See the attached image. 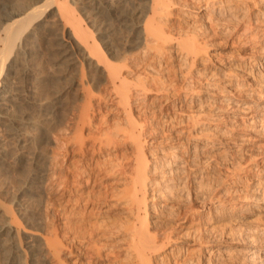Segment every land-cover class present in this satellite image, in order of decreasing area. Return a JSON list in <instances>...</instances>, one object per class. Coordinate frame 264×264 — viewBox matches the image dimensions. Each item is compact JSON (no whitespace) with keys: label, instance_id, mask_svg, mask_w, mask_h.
Listing matches in <instances>:
<instances>
[{"label":"rangeland","instance_id":"374dc122","mask_svg":"<svg viewBox=\"0 0 264 264\" xmlns=\"http://www.w3.org/2000/svg\"><path fill=\"white\" fill-rule=\"evenodd\" d=\"M20 1L24 6L30 0ZM94 1L76 0L73 5L69 0L63 5L71 6L76 16L82 12L91 44L105 48L114 64L126 61L129 69L122 74L127 83L143 84L145 92L139 88V96L131 93L125 108L104 68L92 65L73 35V25L64 27L66 21L56 8L31 24L19 41L33 48L19 62V68L29 69L16 76L11 72L1 89L9 97L3 105L6 120L0 121V150L5 151L0 153V224L10 223L13 234L5 235L9 254L0 246V264H139V245L129 240L133 214L125 206L130 196L125 183L139 146L132 138L125 142L121 133L128 125L129 107L147 131L142 138L149 165L156 155L171 157L174 146L188 149L183 140L190 130L194 137L207 133L215 145H224L206 148L201 144L208 140L197 141L203 148L201 183L185 178L182 185L169 182L164 188H173L171 195L161 198L152 197L155 185L148 188V209H142L141 216L148 221L144 227L152 237L156 234L152 240L158 245L164 236L172 237L165 247L151 251V264H264V245L254 258L245 257L247 248H257L253 245L264 239L256 235L244 239L242 231L256 222L237 220L243 203L253 199L244 196L257 182L264 187V175L257 172L264 167V129L257 132L246 119L255 111L264 113V86L258 85L264 81V3L244 0L238 10L218 16L209 6L222 0H172L163 26L167 36L163 50L144 56L136 33L150 13L142 12L140 5L150 0H97L103 12L86 17ZM226 3L234 7L240 2ZM8 7H0L4 12L0 21L5 23ZM1 23L0 29L5 25ZM136 24L137 31L132 29ZM188 33L203 45L191 64L175 51L178 40ZM61 44L75 52L69 69L61 58ZM73 76L78 80L72 81ZM158 85L165 89L157 90ZM204 87L205 106H198L193 92ZM12 132L22 135L21 144ZM160 172L148 171V179L170 178L160 177ZM52 234L56 240L48 243ZM231 240L237 243L228 246Z\"/></svg>","mask_w":264,"mask_h":264},{"label":"bare ground","instance_id":"6f19581e","mask_svg":"<svg viewBox=\"0 0 264 264\" xmlns=\"http://www.w3.org/2000/svg\"><path fill=\"white\" fill-rule=\"evenodd\" d=\"M19 1H16L17 2L16 3L15 0H0V7H8L9 6L8 8L10 10V13H8V14H10V16L6 17L9 21H7L5 23L3 16H1L5 25L2 27V29H0V92H1V89L6 82V79H7L6 76L8 77V75H10L11 72H13L14 76H16L20 73L22 74V73L28 71L29 68L25 69V71H24V65L20 64L22 68H19V62L22 61L21 60L22 55L23 54L27 55V53L30 54L32 52L33 48L31 46L26 47L27 44H25V45L21 44L20 45L19 41L22 38L23 34L26 32V30L31 26L32 23L38 22L40 20L39 18H41V17H42V19L46 18L48 13L50 11H52L53 8H56V11L58 12V14L62 15L60 17L66 21V24H64V27L65 26L69 27L70 25H73V28H72L73 35L76 38V40L82 46H84V48L86 49V51L88 53L87 54L88 58H90L92 60V65L95 68H101V67L104 68V72H106L108 78L112 82V89L115 91V94L119 97V100L124 103V107L129 105V101L133 95L131 93L134 92L136 95H138V94H140L139 93L140 90L145 92V88L141 87V85H143V84L140 85V83H138V82H137L138 84H135V82H132L136 85V86L135 85L132 86L131 84L127 83L128 77H126L122 74V70L127 69V68H125L126 65H124V64H126V61L123 65H121V64L117 65V63L114 64L112 62L113 60H111V58L108 55H105V52H107L105 48L101 47L99 44H97L95 42H93L91 44V42L89 40V38L91 37V32L88 29L83 28V25L81 23V21L83 19H85L82 12L79 10L80 15L76 16L73 12L74 9L71 6H66V5L64 6L63 5L65 3H67L69 0H43L42 3H40L42 0H30L29 2L25 3L24 6H22V5L20 6L18 3ZM74 1H76V0H73V2H72L73 5H74V3H76ZM238 1L240 3L234 7H230L226 3V0H224V1L222 0V1H219L216 3H212L211 6H209V7L211 8L212 12L217 13V15L220 16V15H222V14H220L221 12H225V11L234 12V10H238L239 7L241 6L240 4L243 3L244 0H238ZM20 2H23V1H20ZM118 2H121V1L118 0L115 3H118ZM262 2L264 3V0H262ZM92 3L94 4L95 10L93 11L94 8L92 10H86L84 13V14H86V17H87V15L89 16V13L96 14L98 11L103 12V10H101V8L103 6L101 2H97V0H95ZM173 4L174 3L172 0H150V3H147V2L143 3L142 2V5H140L141 7L139 9L142 12H143V10H147L150 12L148 15L146 14L147 17H146V20H144V25L142 26V28H140L138 30L139 25H137V24H136L137 26L133 25V27H132V29H134L136 31L138 30L137 31L138 33H136V35H138V41H140V43H142V45H143V48H144L143 54L144 53L145 54L150 53V52H156V53L162 52L163 46H164L163 43L167 39V36L165 35V31H164L163 26H164V22L166 20V16L169 14L170 7ZM117 11H119V10H117ZM121 12H123V11H121ZM16 15H18V17H16ZM1 21H0V23H1ZM3 21H2V23H3ZM65 21H64V23H65ZM2 23H1V25H2ZM63 31H64V29H63ZM59 47H60L61 58L64 57L65 58L64 61L67 60L65 67L67 69H69L70 66L73 65L76 61V58L73 55V54H75V52L73 53L72 50L70 48H68L69 46L67 47L66 45L64 46L63 44H61ZM175 47H176L175 51L179 52V54L181 55L182 61L188 60L189 64L194 63V61L196 60V57L203 50V45L198 43L197 36L194 34H189V33L184 35V36H181V39L178 40ZM107 50L109 51L110 49H107ZM145 54H144V56H145ZM179 59H180V57H179ZM21 63H23V62H21ZM149 73H151V71ZM153 77L155 78V76H153ZM71 79H72V81H74L73 79L78 80V77L76 76V78H75V76H73ZM138 80L140 81V79H138ZM156 80H159V78L158 79L156 78ZM159 81H158V83H159ZM163 82H162V84H163ZM159 85H160V83H159ZM159 85L157 87V90L158 89H163V90L165 89L164 86H160V88H159ZM258 85H260V87L264 86V81L259 82ZM143 86H145V85H143ZM257 87H259V86H257ZM139 88H140V90H139ZM134 89H135V91H134ZM207 90L208 89L205 88L199 92H195V91L193 92V93H195L193 96V99L195 102H197L196 104H199L198 106L204 105V104H202L201 101L203 99L205 100V97L207 95ZM3 91H4V89L0 93V121L6 120V112H4V110H3V108L5 109V107L3 105L8 104V97H9L5 93L3 94ZM157 92H159V91H157ZM166 98L168 99L169 96ZM168 100L166 101V103H169ZM125 103L128 105H125ZM262 105H264V104H262ZM128 109H130V111L128 110L130 112V114L128 113V115H130V116H127V117H129L128 118L129 119L128 125H126L125 127L123 126V131L120 130L121 127H120V129H118V131L116 130L117 128L115 130L118 133H119V130H120V132L122 131L121 133L123 134V137L125 138L124 139L122 137L124 139V141L126 140V138L128 140H129V138H132L133 139L132 141L135 140L134 143L136 142L139 144L138 147L135 146L137 148L136 151H138V154L136 152V156L138 155V157H136L137 162L134 165V170H133V172L130 173L131 175H129L130 176L128 179L129 182L127 181V183H129V185H127V183H125V187L127 189V192L130 193L129 199L126 201L125 206H127V208L133 214V216H132L133 220L131 221L132 226L129 225V228L131 226L132 229L128 228V230L130 231L129 240L132 241L133 243L136 242L139 245V252L137 254L139 264H151V259L149 258L151 251L159 250L162 247H165L166 243H169L172 241V237L168 236V235L166 237L164 236V239L162 240L161 243L159 242V245H158L157 243H155L156 238H157V236H155L156 234H154L152 237V234H150V231L148 232V230H146V228H147L146 225H148V221L146 218L145 219L141 218V216H142V209H144L145 212L148 209L147 205H146L147 198L145 197L148 188L152 185H155V187L157 189H156V191H154V193H152V197L153 198L154 197H160L161 198L163 196L165 197V196L171 195V191L173 190V188H164L166 185L169 184V182L177 181L178 184L182 185L183 184L182 179L185 178V180H187V181H188V179H192L191 181L194 183H201V181H203V178L205 176L203 173H201V174L199 173L200 163L203 162V160H201L202 154H203V148H200V145H198L197 141H199L200 139H202L204 141L208 140L210 143L206 141L204 144H201L205 147L206 146H216L215 148H223L224 145H215L216 140L213 141L211 139V137H209L211 135H209L207 133H205V135H200L201 133L198 131L199 137L198 138L196 136L194 137V135H196V134L193 135V133H192L193 131H191L189 129L190 130V132H188L189 134H185L186 137H184L185 140H183V141H186L185 145L188 147V149H185V151L183 152V150H184L183 146L182 147L174 146L176 148H174V150L171 151V153H170L171 157L167 158L166 160H164L159 155L158 156L156 155L155 157H153L155 154L154 153L155 150H154L153 154H151L153 157L152 162L149 165L148 162L150 161L149 160L150 155H147L148 152L146 153V151H145V148H144L145 138L144 139L142 138L147 131H146V129L143 128V124L141 123V121L139 122V120H137L135 118V115L132 114L133 111L131 112V108L129 107ZM128 111H126V112H128ZM200 111L205 112L204 109L200 110ZM263 114L264 113H262V112L259 113V111H255L251 115H249L248 118H246V119H248V121L250 123L254 124L253 128L257 132H260L264 129V116H263ZM139 117L140 116H138V119H139ZM243 117H245V116H243ZM82 119L83 118H81V121H83ZM81 121H79V122H81ZM9 123L11 125H15L14 121L10 120ZM196 123H194V126ZM191 127H193V126H191ZM109 130H110V128H109ZM111 131H113V130H111ZM80 132H81V130H80ZM12 134L16 138V141L19 144H21L23 141L22 135L18 132H12ZM108 135H111V134H108ZM185 135H183V136H185ZM114 138L115 137H113L111 139H114ZM122 138H120V139H122ZM193 139H195V140H193ZM117 140H119V138ZM105 142H107V141H105ZM105 142H104V144H105ZM220 143H222V141H220ZM101 145H103V144H101ZM106 145H107V143H106ZM179 150H182V152L181 151L179 152ZM65 151L67 152V150H65ZM1 152H2V154H5V151L3 152V150H0V153ZM67 153H69V152H67ZM111 160L112 159H110V161ZM125 163H127V162H125ZM123 165L124 164H122V167H123ZM122 167H119V168H122ZM163 168H165V169L167 168V172H165V173L160 172V170H162ZM51 171H52V169H51ZM148 171L149 172L151 171L153 174L160 172L161 173V175H159L160 177H165V176H167V174H169L170 178L165 179V180H163V179L161 180L159 178L156 181L153 179L154 183H152L153 181L148 179ZM124 172H125V170H124ZM257 172H258V175H264V167L262 169H260V171H257ZM120 173H122V172H120ZM62 181H64V180H62ZM27 189H29V187ZM248 196L250 198H253V199L250 202L243 203V205L240 207V208H242V213L239 212L241 215L237 218V220H238V222L255 221L256 224L253 228H246V229H244V231H242V234L245 237L244 238L245 240L249 239V237L252 235L264 237V226H262V227L258 226V223L264 222V187L259 182H257L253 186V188L250 189V192L248 193V195L244 196V199H246V197H248ZM202 206L204 207L206 205L202 204ZM250 218H253L252 221H249ZM9 224L10 223H8L7 221H4L3 223L0 224V246L2 247V251L4 254H7V253L9 254V252H10V247L7 244L8 238H6L5 235L11 236V234H13V228ZM144 226H146V228ZM125 227H124V229H125ZM126 230H127V227H126ZM203 230L206 233H207V231H209L207 229V227H204ZM120 231H121V229H120ZM115 233H113V234H115ZM53 235L54 234H52V236L49 237L48 243L50 241L56 240V237H54ZM154 237H156V238H154ZM153 238L155 239V241L152 240ZM259 240L260 241H258L257 244L253 245L254 247H257V248H253V247L247 248L246 256H245L246 258H248V259L254 258L256 252H258V249L263 247L264 239H259ZM124 241H125V239H124ZM124 241L122 240V244ZM126 241H128V240H126ZM46 242H47V240H46ZM236 243L237 242H234L233 240H231V241L227 242V245L233 246ZM113 246H112V248H113ZM121 247H123L126 250V246L122 245ZM127 247H129V246H127ZM128 249L129 248H127V251H129ZM39 250H43V247H40ZM110 250L112 251L111 248H110ZM114 251H115V249H114ZM112 254L114 255L115 253H112ZM44 255H45V253H44ZM162 258H160V259H162Z\"/></svg>","mask_w":264,"mask_h":264}]
</instances>
